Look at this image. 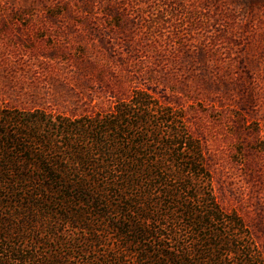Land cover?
<instances>
[{
    "label": "rangeland",
    "instance_id": "rangeland-1",
    "mask_svg": "<svg viewBox=\"0 0 264 264\" xmlns=\"http://www.w3.org/2000/svg\"><path fill=\"white\" fill-rule=\"evenodd\" d=\"M182 109L264 257V0H0V108Z\"/></svg>",
    "mask_w": 264,
    "mask_h": 264
},
{
    "label": "trees",
    "instance_id": "trees-1",
    "mask_svg": "<svg viewBox=\"0 0 264 264\" xmlns=\"http://www.w3.org/2000/svg\"><path fill=\"white\" fill-rule=\"evenodd\" d=\"M0 264H264L185 112L144 90L69 117L0 108Z\"/></svg>",
    "mask_w": 264,
    "mask_h": 264
}]
</instances>
